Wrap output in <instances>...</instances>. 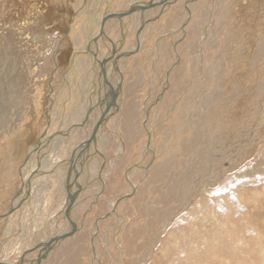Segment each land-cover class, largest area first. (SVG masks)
I'll list each match as a JSON object with an SVG mask.
<instances>
[{
    "label": "rangeland",
    "instance_id": "rangeland-1",
    "mask_svg": "<svg viewBox=\"0 0 264 264\" xmlns=\"http://www.w3.org/2000/svg\"><path fill=\"white\" fill-rule=\"evenodd\" d=\"M80 6L81 0H0V243L7 240L13 203L21 194V171L48 125L51 95L64 87L60 101L83 94L84 65L83 71L70 72L78 37L72 28L90 30L91 24L77 25ZM169 6L162 8L158 37L145 39L142 60L148 67L134 61L124 68L125 84L135 94L118 103L123 124L116 117L117 124L110 121L97 137V146L116 137L113 142L122 145L123 154L111 170L119 147L101 150L105 162L93 183L101 196L82 202L75 223L66 224L69 237L43 264H264V193L257 202L242 199L264 187L256 171L264 151V51H259L264 0H177ZM89 64L85 69H91ZM70 80L73 92L66 86ZM130 105L132 121L125 117ZM133 130L135 137L129 134ZM89 158L85 164L93 161ZM242 173L256 183L244 179L228 186L225 198L211 199L221 182ZM62 199L54 198L51 213L59 211ZM113 203L119 210H112ZM197 210L200 216L193 217ZM30 236L29 230L21 233L17 247L30 243Z\"/></svg>",
    "mask_w": 264,
    "mask_h": 264
},
{
    "label": "bare ground",
    "instance_id": "bare-ground-1",
    "mask_svg": "<svg viewBox=\"0 0 264 264\" xmlns=\"http://www.w3.org/2000/svg\"><path fill=\"white\" fill-rule=\"evenodd\" d=\"M176 1L177 0H172V2H167V0H123V1L122 0H81V6L77 9L78 16H77V19L75 21H77L78 26L80 23H83V20H87L91 24H88L90 27V30L89 29L86 30V28H84V26L78 27V28H72V32L76 33L78 37L75 39L77 52H76L74 59L72 61V68H70L72 70H70V72H71V74L74 75L76 69H79V71L84 70V79L83 80H84V87L85 88L82 89L81 87L76 85L80 88L81 93H83V94L77 98L73 97L74 101H71V100L69 101L68 97H66V96H62L64 98V100L60 101L61 98L57 97V95L60 92L62 93V90L64 88H66L64 86H63L64 88H61L60 90L57 91L58 93H55V91H54V93L51 95L50 110H48V125H47L46 129L43 131L39 143L37 145H35L30 150L27 162L24 165L23 170L21 171L22 177H23V183L21 186V194L18 196V198L15 199V201L13 203V210H12V212L10 211L11 213H10L9 218H10L11 223L9 222L10 223L9 229H8L7 234H6L7 240L6 241L3 240L4 243L3 242L0 243V256H2V259H0V262H8L9 261V262H12V264H23L25 262L24 259L27 258V260H29V261L25 262L24 264H36L40 260H41L40 264H43L45 262V260L49 257V255H52L51 252L56 248L55 245L57 243H60L61 241L65 240V239H67V237H69L70 232L68 230H66V228H67L66 224L67 223L69 224V222H72V224L75 223V222H73L74 221L73 219L75 218V214H77L79 212V210L82 209L81 208L82 202L85 205L86 202H89L88 198L89 199L90 198L95 199V197L101 196L100 193L98 195L96 194L95 189H94L95 191L93 190L94 176L101 172V171H99V169L101 168L102 164H104V162H105V159L103 157V153L101 150H106V149L112 150L111 147H113V144L115 145L114 148L119 147L118 150H115L117 152L115 153V156L113 157L114 159H112V162L110 163L112 165L111 170L113 169V166H116L115 165V164H117L116 160H119V158H121L120 155H122L123 152H122V154L119 155V151L120 152L122 151V149L120 150V147H122V145H118V143L116 142L117 140H115V142H113L116 137L113 139L111 137L108 138L109 137L108 136L107 137L108 139L105 138L106 141L104 143L99 142L102 144V145L99 144V146H97L98 145L97 137L100 135L99 132L104 131V129H106L107 127L110 126V125L108 126L110 121H113V124L116 125L117 124L116 123L117 122L116 117L119 119L122 118V116H123L122 115V109H120L121 106L119 108L118 103L120 102L121 98L123 100V96L124 97H126L128 95L133 96L135 94V92L133 93L134 88L131 87L130 85L125 84L126 79L123 76L124 68L127 69V67H130V63H132L134 61H136L137 63L140 61V64H138V65L141 67V69H142V67L143 68L148 67V66H144V64H143L144 59L142 60V56L145 54V50L147 47V45H146V47H144L145 41L149 37H151L152 35L153 36L156 35L158 37V35H157L158 29H156V28L159 25V23H161L163 21L161 18L162 17L161 14L163 12L162 8L169 5V4L171 6V4H173ZM134 2H135V4H134ZM197 6H199V5H197ZM214 6H215V4H214ZM187 8H188V5H187ZM168 10H169V8H168ZM133 11H136V12H133ZM211 11H214V10H211ZM188 12H189L188 14L192 15V13L189 10H188ZM152 13H154L155 16L153 15V17H151L150 14H152ZM163 13H165V12H163ZM213 14H215V13H213ZM110 19L111 20L117 19V21L110 23V22H112V21H110ZM212 20H213V18H212ZM95 23H96V26L98 25L97 27L95 26ZM203 23H204V21H203ZM186 24H187V22H186ZM196 24H198V23H196ZM93 26H94V28H93ZM208 26H209V29H211L210 25H208ZM117 29H118V31H117ZM82 34H83V36H81ZM134 37H135V39H134ZM211 37H212V35H211ZM129 39H131V40H129ZM83 40L86 41V43H82ZM163 40H164V38H163ZM203 40H204V38H203ZM134 41H135V43L133 44ZM158 41L160 42V40H158ZM131 43L133 46H131ZM232 46H234V45H232ZM155 49H157V51H159L158 48H155ZM199 49H200V47H199ZM120 50L123 52L120 55H117V52H119ZM259 51H262V52L264 51V42L260 45ZM153 53H155V51ZM135 54H137V55L134 57H129V56H132ZM157 54H158V52H157ZM121 56L125 57L124 59H126V61L121 62L120 60H118V58ZM127 57H129V58H127ZM174 58H175V55H174ZM119 62H121V64ZM148 62L146 63V61H145L146 65L148 64ZM163 62H165V60ZM235 62H237V61H235ZM87 63L91 64V65L89 64L90 67L92 66L90 70L85 69ZM161 64H162V62H161ZM245 64H246V62H245ZM83 65L85 68H83V70H81V68H82L81 66H83ZM147 72H148V69H147ZM185 72H186V70H185ZM188 72H189V70H188ZM159 77H160V75H159ZM167 77L168 76H166V78ZM190 77H191V75H190ZM202 79H203V77H202ZM78 81L79 80H77V84H79ZM70 82H71V80L69 82H67V84H66L67 89L69 91L72 89V86L74 85V84L72 85V83H70ZM161 84H162V82H161ZM207 84H208V82H207ZM69 91H67V93ZM63 92H65V91H63ZM70 92H73V91L71 90ZM66 95H72V94L68 93ZM142 102H144V101H142ZM148 102H149V100H148ZM174 107H175V105H174ZM87 110H88V114H87ZM125 110L126 111L128 110L127 116H125V117H128L127 119L132 121L134 119L133 117L135 115V113H134L135 108L133 107V105H130L129 108L128 109L126 108ZM176 110H178V109H176ZM126 111H124V112H126ZM178 112H179V110H178ZM159 113H160V111H159ZM88 116H89V119H88ZM167 118H168V116H167ZM176 118H177V116H176ZM143 119H144V117H143ZM156 120H157V118H156ZM120 121H121L120 123L122 125L123 124L122 119ZM141 121H140V123H141ZM144 122H145V120H144ZM161 122H163V121H161ZM127 123L128 122H126V124ZM160 125H161V123H160ZM180 125H182V124H180ZM140 127H142V126H140ZM144 127H146V126H144ZM156 127H157V125H156ZM109 129L110 128H108V130ZM136 129H137V127H136ZM3 130H4V127H3ZM112 130H111V132H112ZM150 130L153 131V128H151ZM120 131H121V129H120ZM106 132H107V130H106ZM117 132L118 131H116L115 133H117ZM163 132H165V131H163ZM113 133L114 132H112V134ZM136 133L137 132L135 130H133V132H129L131 137H135ZM113 135H115V134H113ZM120 139L118 141H120ZM149 142H151V141H149ZM152 142H154V141H152ZM123 143H121V144H123ZM145 148H147L146 145H145ZM150 148H151V146H150ZM152 153H154V152H152ZM160 154H161V152H160ZM47 157H48V159L46 160ZM260 157H261V161L259 162L256 171L259 172L260 176L264 180V165L262 164V163H264V151L263 150L260 153ZM88 158H89V160L93 159V161L90 163V165H88V163L85 164V162H84ZM82 162H84V163H82ZM139 163H140V165H134V166H136L138 168L139 166H141V162H139ZM98 167H100V168L97 169ZM73 168H74V174L72 171ZM93 168H95V169H93ZM133 168L132 169L130 168L129 171L132 172ZM142 169H143V166H142ZM252 172H253V170H252ZM71 174H73V176ZM242 174L237 175L236 179H234V181L229 180V182H228V180H226L225 182H221V184L219 186L220 188L216 194V197H213V195L209 192L210 195L212 196L211 199L213 201H217L221 197L225 198L226 196L222 195L223 191L225 190V192H226L228 186H231V184H233V183L237 184V182L242 181L244 179L249 180L250 182H252V184L256 183L257 180L254 177L251 178L252 176L248 175L245 178H242V176H244L245 173H242ZM252 174H250V175H252ZM88 176H90L89 177L90 182H88L86 184L85 182H86V178ZM127 177L129 178L130 175L128 174ZM73 181L75 184L73 183ZM73 184H74V186H73ZM257 186H258V183H257ZM73 187H75L74 191L72 189ZM132 187L135 188L136 185H134V183H133ZM86 188H88V190H87L88 192H91L90 194L88 192H87L88 194H86V192L84 191V190H86ZM246 189L247 188H245V186H244V190H246ZM63 191H64V194H62ZM263 193H264V187H263V191L259 192V194H254L249 199H246V197L243 195L242 199L244 198V200L257 202L258 200L261 199ZM245 194L247 195V193H245ZM57 196H61V199L63 197V199L61 201L62 202L64 201L62 206L59 204L61 206V208L58 209L59 214L57 211H55L54 213L50 212V208L52 206L53 200ZM237 199L240 200V198H237ZM202 203H204V201ZM228 204H229V202H228ZM118 205H119V203H113L112 208L115 206L118 207ZM120 206H122V205L120 204ZM119 208L120 207H118L117 209L119 210ZM112 210H114V208ZM113 212L114 211H112V213ZM201 212H202V210L201 211L197 210L193 214V217L195 215L200 216L199 214ZM261 213H263V212H261ZM78 214H80V213H78ZM120 214H122V213H120ZM39 216H41V218L38 220L39 222H37V218ZM125 217H127V216H125ZM57 222H59V224H60L59 229L57 228ZM125 222H126V220H125ZM124 227H126V226H124ZM25 230H26V232L29 230V232L31 234L30 243L27 242V240H26L23 245L21 244L22 246L20 244H18L20 247L19 246L17 247V239H18L17 237L21 233H23ZM57 231H59V234H57V233L55 234V232H57ZM66 231H68L69 233ZM16 234H17V236H16ZM43 237L46 238V240L43 241L44 243L40 244L41 239ZM14 238H16V239H14ZM117 242H119V241H117ZM261 242H262L261 240H260V242H255L253 245L254 246L253 250L257 249ZM53 247H55V248H53ZM52 248H53V250H52ZM5 249H9V251H5ZM163 251H165V250H163ZM119 253H121V252H119ZM2 254H4V255H2ZM189 255H190V253H189ZM23 256H24V258H23ZM22 258H23V260H22Z\"/></svg>",
    "mask_w": 264,
    "mask_h": 264
},
{
    "label": "water",
    "instance_id": "water-1",
    "mask_svg": "<svg viewBox=\"0 0 264 264\" xmlns=\"http://www.w3.org/2000/svg\"><path fill=\"white\" fill-rule=\"evenodd\" d=\"M39 143V142H38ZM70 223H72V222H70ZM50 245V244H49ZM22 260H23V258H22ZM9 262V261H8ZM0 262V264H12V262ZM40 262H41V260L38 262V264H40Z\"/></svg>",
    "mask_w": 264,
    "mask_h": 264
}]
</instances>
